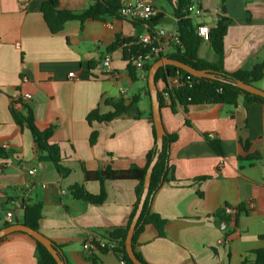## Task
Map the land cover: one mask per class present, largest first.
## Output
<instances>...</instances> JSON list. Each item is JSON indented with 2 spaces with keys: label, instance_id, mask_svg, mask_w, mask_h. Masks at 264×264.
Segmentation results:
<instances>
[{
  "label": "crops",
  "instance_id": "obj_1",
  "mask_svg": "<svg viewBox=\"0 0 264 264\" xmlns=\"http://www.w3.org/2000/svg\"><path fill=\"white\" fill-rule=\"evenodd\" d=\"M45 1L0 0V230L7 223L24 224L25 206L40 202L39 231L63 248L68 264H125L113 252L98 251L94 263L89 244L105 241L114 228L126 226L137 182L106 181L107 197L101 205L74 198L70 188L83 185L96 196L101 185L85 181L83 168L126 170L146 164L154 140L145 73L138 70L132 81L123 47H109L118 39H140L148 26L106 15L84 23L69 21L52 34L41 12ZM55 1L58 10L69 12L87 10L94 2ZM154 1L157 15L163 17L154 31L166 41L177 30L179 0ZM195 2L204 11L194 19L196 27L213 29L219 18L228 19L226 72L251 71L264 63V0ZM198 56L215 62L213 43L202 40ZM106 58L111 59V72L104 69ZM90 62L95 65L90 67ZM72 72L75 77L69 76ZM255 86L264 90V76ZM157 87L164 98V129L177 135L170 147L172 170L151 204L152 213L166 221V235L160 237L153 225L145 226L136 252L147 264H254L253 252L264 246V105L246 108L241 98L236 107H172L164 96L165 84L159 81ZM24 94L32 99L23 101ZM136 96L139 102L130 115L88 122L94 110L113 111L107 101L128 104ZM18 100L32 108L39 129H53L50 143L60 146L62 164L71 169L66 177L37 149L29 129L14 121L11 107ZM93 132L98 139L91 145ZM208 138L221 143L224 155L214 152ZM225 206L242 208L236 221L220 212ZM218 212L221 218L214 216ZM0 264H38L35 240L22 232L8 235L0 242Z\"/></svg>",
  "mask_w": 264,
  "mask_h": 264
},
{
  "label": "trees",
  "instance_id": "obj_2",
  "mask_svg": "<svg viewBox=\"0 0 264 264\" xmlns=\"http://www.w3.org/2000/svg\"><path fill=\"white\" fill-rule=\"evenodd\" d=\"M194 2L195 0L178 1L179 9L176 14V17L178 19L176 30L178 44H171L173 51L172 53L165 56L171 59L179 60L199 70H209L213 72L219 78V80L197 78L190 75L188 72L174 66H164L160 68L156 74V84L159 81H162L165 84V88L163 89V91L165 92L168 91L169 85L173 79H178L180 81L179 87L174 88L172 91L168 92L172 107L176 103H179L185 109H187L189 106H201L209 104L236 107L241 98L244 99V105L246 108H248L252 103H259L264 105L263 97L250 94L231 84L232 82L241 80L247 84L255 86L256 83L259 82L264 76V63L256 65L251 71H238L235 73H228L223 68L224 37L227 33V18H219L216 27L211 29L210 31L209 41L213 43V48L217 57L216 61L207 62L199 58L198 50L202 43V39L197 34V27L194 25V19L189 18L185 12L186 8ZM121 6V0H94L93 4L87 10L80 12H69L58 10L57 1L46 0L42 5L41 12L44 15V19L51 33L56 34L61 31L64 24L69 21H79L80 23H84L89 20H98L106 15L121 18L119 14ZM162 18V16L156 15L151 20L144 22L148 26V31L154 33V28ZM133 23L137 24L138 22ZM118 46L123 47L124 60L128 62L127 70L129 76L132 81H135L138 69L132 64V62L134 59H137L138 57L146 54L149 51V47L143 43H140L139 39L137 38H127L123 40L118 39L116 43L109 47V50H114ZM162 57L164 56L162 55L158 58H155L151 64H147L142 69V71L145 73L146 79L148 77V71L151 65ZM94 65V62L89 63L90 67H93ZM147 93L150 99V114L148 119L152 126L154 145L146 156L145 166L143 168L131 166L126 170H116L108 166L94 172L87 171L83 168L85 181H97L100 183V194L96 196L92 195L88 193L83 185L79 184L73 185L70 188V193L74 198L92 203L94 205H101L104 203L107 197L105 191L106 181L133 180L137 182L136 203L133 206L126 226L114 228L112 231H110L105 238L104 246H102L99 241L92 242L95 250L90 251L92 253L91 259L94 263L98 262V257L96 256L94 251H98L101 254L113 252L117 256H119L125 264H133L126 252V237L142 197L147 170L158 152L157 133L152 118L151 95L148 89V83ZM158 94L160 99V106L162 108L164 106L163 93L159 91ZM138 102V96L134 97L128 104H126L123 100H119L117 102L107 101L106 104L113 107V111L111 113L100 114L99 110H94L88 115L87 120L89 123H92L93 121L107 123L120 117L128 116L130 115V111L132 110V108L135 107ZM14 104L16 105V107H11V113L17 125H19L21 128L25 127L29 129L37 149L40 152L46 153L51 157L56 170L62 177H66L67 175H69L71 173V169L63 166L62 164V154L60 146L50 143L53 129H39L36 125V120L32 108L22 100H18ZM138 116H141V114H139ZM97 139L98 133L93 132L90 137L91 145H94L97 142ZM176 139V134L166 133L164 136L163 148L153 169L149 194L144 204L143 211L139 218L136 231L132 239L134 252L143 264L147 263L136 252V245L138 237L144 230L145 226L153 225L157 229L160 237H165L166 235V221L158 214L152 213L151 204L153 197L166 181L169 172L172 170V166L170 164V147L171 144L176 141ZM208 142L214 152H216L220 156L224 155L223 148L219 141L211 140L208 138ZM42 208L43 205L40 202L26 205L24 208V225L36 231H39V223L42 218ZM227 208L231 209L229 206H225L220 212L223 213V215L227 219L232 218L236 221L240 213H242V208L240 207L236 210L234 209L233 214H226L225 209ZM243 212L247 213V211ZM214 216H220L221 218V214H219V212ZM10 225L11 224L9 223L6 224V226ZM30 237L34 239L32 236ZM260 239L264 241V236H261ZM3 240L4 238L0 239V242ZM35 242L38 264H57L56 260L50 254L47 248L37 240H35ZM53 245L57 250L59 257L67 263L63 248L55 243H53ZM253 254L255 256L254 264H264V246L256 249ZM247 263V260H244L242 262V264Z\"/></svg>",
  "mask_w": 264,
  "mask_h": 264
},
{
  "label": "water",
  "instance_id": "obj_3",
  "mask_svg": "<svg viewBox=\"0 0 264 264\" xmlns=\"http://www.w3.org/2000/svg\"><path fill=\"white\" fill-rule=\"evenodd\" d=\"M164 66H174L176 68L182 69L186 72H188L190 75L197 77V78H206V79H211V80H219V78L211 71L209 70H199L196 68H193L179 60L171 59L166 56L160 58L156 62H154L149 71H148V77H147V83H148V89L151 95V106H152V118L153 122L155 125L156 133H157V148L158 152L155 155L153 161L151 162L146 176H145V181H144V189L142 193V197L138 206V209L136 211V214L132 220V223L129 227L127 237H126V252L133 264H143L138 257L136 256L134 249H133V244H132V239L136 231V227L139 221V218L141 216V213L143 211L144 204L147 200L148 194H149V189H150V183H151V178L153 174V169L158 161L159 154L162 151L163 148V139L166 134V131L163 126L162 122V117H161V106H160V99H159V90L156 84V74L159 71L160 68ZM233 86L246 91L250 94L257 95L260 97L264 98V90H261L253 85L247 84L241 80H237L235 82L231 83ZM16 232H22L26 233L30 236H32L35 240L43 244L47 250L50 252V254L54 257L56 260L57 264H68L65 261H63L58 253L57 250L55 249L52 241L44 236L42 233L39 231H36L30 227H27L24 224H13L10 226H6L3 229L0 230V239L7 237L8 235Z\"/></svg>",
  "mask_w": 264,
  "mask_h": 264
},
{
  "label": "built area",
  "instance_id": "obj_4",
  "mask_svg": "<svg viewBox=\"0 0 264 264\" xmlns=\"http://www.w3.org/2000/svg\"><path fill=\"white\" fill-rule=\"evenodd\" d=\"M187 16L192 19L201 18L204 15L202 8L196 3L190 4L185 10ZM119 14L122 19L129 22H147L151 20L154 16L157 15V10L155 7L154 0H122V6L119 11ZM211 28L206 24H200L197 26V34L203 41H209L210 39ZM140 43H143L149 47V51L143 56L134 59L132 64L138 69L142 70L147 64H151L155 58H158L171 48V44H178L177 33L173 34L171 38L163 41L160 34L154 32H147L145 36L139 39ZM104 69L107 72L112 71V62L110 58H106L103 61ZM113 73V72H112ZM70 77H75V74L72 72L69 74ZM23 82H28L27 79H23ZM180 81L178 79H173L169 85L168 91L164 92L166 100H169V91H172L174 88L179 87ZM23 101H29L32 99L30 94H24L22 97ZM30 174H34V170L30 171ZM250 210L253 209V204L250 203ZM226 214H233V209H225ZM13 214L8 213V218H12ZM102 246L105 245L103 240H98ZM92 242L89 244L90 249L94 250ZM222 242V241H221ZM113 247V246H112Z\"/></svg>",
  "mask_w": 264,
  "mask_h": 264
},
{
  "label": "rangeland",
  "instance_id": "obj_5",
  "mask_svg": "<svg viewBox=\"0 0 264 264\" xmlns=\"http://www.w3.org/2000/svg\"><path fill=\"white\" fill-rule=\"evenodd\" d=\"M163 25V23H161V26ZM146 83H147V79H146Z\"/></svg>",
  "mask_w": 264,
  "mask_h": 264
}]
</instances>
